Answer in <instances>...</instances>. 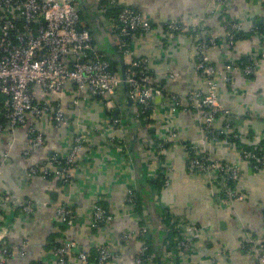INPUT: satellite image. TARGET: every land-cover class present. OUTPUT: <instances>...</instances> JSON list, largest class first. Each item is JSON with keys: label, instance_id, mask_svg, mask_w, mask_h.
Wrapping results in <instances>:
<instances>
[{"label": "crops", "instance_id": "crops-1", "mask_svg": "<svg viewBox=\"0 0 264 264\" xmlns=\"http://www.w3.org/2000/svg\"><path fill=\"white\" fill-rule=\"evenodd\" d=\"M119 1L121 5L139 11L155 27L150 33H140L132 38L131 49L135 56L124 57L116 51V21L100 10L95 0H83L87 5V10L81 9L83 23L89 28L99 51L118 64L120 75L121 61L125 72V67H132L136 58H147V69L155 85L163 89V97L156 99L148 118L140 122L135 119L138 136L132 152L134 162L131 155L125 156V151L129 152L131 147V128L123 86L110 105L82 97L81 107H78L74 103L78 92L73 83L67 84L61 93L48 96L50 104H61L67 124L58 126L51 115L38 121L36 126L45 134V144L31 150L29 157L24 154L28 148L27 125L18 128L15 147L7 158L10 138L0 133V190L35 206L31 215L23 213L19 206L4 211L11 226L3 238L10 245L7 264H58L57 245L64 242L75 244L68 264H97L98 248L102 245H109L113 254L107 264H136L146 242L140 232L143 226L150 229L157 258L156 248L164 241L168 226L160 217L156 190L150 180L159 177L162 163L171 168V185L161 192L162 206L171 211L172 222L177 224L180 232L189 233L188 229L192 227L198 228L199 232L193 235L191 253L181 255L178 246L170 251L164 246L162 262L257 264L246 246L250 238H264V167L257 172L250 163L244 162L236 144L214 148L219 159L237 161L241 169L239 187L246 199L229 206L222 201L218 188L209 177L190 172L189 153L183 143L170 144L163 160L157 148L158 143L174 130L179 131L186 142L204 135L197 112L180 107L174 113L170 97L184 98L193 91L205 89V81L195 68L196 44L209 37H224L234 21L241 23L246 32L255 30L257 25L264 24V0H229L223 8L215 0ZM180 20L196 26L197 32L171 36L162 28L171 21ZM208 52L213 64L219 68L245 59L256 61L252 77L236 70L226 81L225 73L221 74L218 95L221 104L230 110L232 120L249 132L251 141L243 144H258L264 148V36L254 34L241 38L234 47L222 39ZM171 73L177 75L171 78ZM115 117L126 120L130 128L126 136L119 130H109ZM80 134L86 137L85 148L75 163L69 186L54 176L27 175L30 166L40 170L54 167L52 159L62 160L67 156L75 137ZM131 186H135L143 198L146 208L142 215L125 202ZM59 205H67L75 212L72 227L58 216ZM97 206L105 208L113 219L92 228ZM152 207L162 224L151 219ZM123 235L134 237L126 241L122 239ZM24 244L26 251L23 253ZM81 252L87 254L86 261L80 259Z\"/></svg>", "mask_w": 264, "mask_h": 264}, {"label": "built area", "instance_id": "built-area-1", "mask_svg": "<svg viewBox=\"0 0 264 264\" xmlns=\"http://www.w3.org/2000/svg\"><path fill=\"white\" fill-rule=\"evenodd\" d=\"M98 8L105 12L107 7H123L117 14V40L116 45L124 57L135 56L131 49L132 38L140 33L154 31L153 24L139 11L123 6L119 0H106V5L100 8L105 0H95ZM222 8L227 6L229 0H215ZM82 20L81 8L77 0H0V133L10 139L7 143L6 158L14 149L16 132L20 126L27 125L28 148L25 156L29 157L31 150L38 149L45 144V134L39 130L36 123L42 118L51 115L58 126H65L67 120L60 103L50 104L48 96L59 94L67 84H75L78 92L74 103L81 107V98L94 99L110 105L117 92L122 87V78L118 72H113L111 63L105 59L93 43V37ZM171 36L186 32H197L196 26L187 21H171L162 26ZM246 32L244 26L234 21L224 37H209L208 40L196 44L197 59L195 68L204 79V90H196L184 98L171 96V110L175 113L180 107L192 108L197 112L198 119L204 126V135L197 140L186 142L179 131H172L158 145L159 157L163 156L170 144L183 143L189 153L188 168L191 173L210 178L213 185L218 188L222 201L234 206L244 202L245 194L239 187L241 182V169L237 161L221 160L214 148L220 145H234L235 143L222 136H232L234 140L249 144L251 137L245 132L243 126L232 120L229 109L223 106L218 95V79L225 73L226 81L229 74L236 70L249 77L255 73L257 64L233 62L225 68L213 64L209 56V49L225 39L230 47H234L239 33ZM254 34L264 36L251 30ZM148 59L138 57L132 62V67L141 69L139 73L133 72L127 77L129 96L134 104V115L137 121L149 117L155 108L157 98L163 97V89L156 86L149 70ZM174 78L177 74H169ZM2 97V99H1ZM185 103L187 105H185ZM249 113H247V116ZM224 119L223 121L221 119ZM217 122L220 125L217 126ZM109 130L121 131L126 136L130 130L126 120L115 117L109 124ZM86 137L80 134L75 137L70 152L62 160L52 159L54 167H45L42 170L30 166L28 176L41 174L48 178L57 177L65 185H70L74 166L85 148ZM260 148L263 153L240 151L241 159L250 163L254 170L259 172L264 167V148L258 144L251 145ZM125 156L129 157L127 153ZM165 170L163 189L169 188L171 168L162 163ZM2 169L0 168V175ZM233 185H232V184ZM162 189V190H163ZM156 192L157 207L164 212L172 213L161 204V192ZM125 202L135 209L138 200L136 187L131 186L125 196ZM20 207L25 214H34L35 206L30 201L15 199L0 190V264H7L10 245L3 238L11 226L7 222L4 211L6 208ZM57 214L70 227L75 224V212L67 205H59ZM113 217L102 206H97L93 212L92 228L112 221ZM149 227L143 226L141 236L149 234ZM182 240L177 243L179 253L187 255L193 250V235L199 234L198 228L188 229ZM134 236L123 235L122 239L128 241ZM75 244L64 242L57 249L58 264H68ZM247 250L255 258L257 264H264V238L248 239ZM26 251V244L22 247ZM80 259L87 260L84 252ZM113 257L111 247L102 245L98 248L97 264H107ZM163 258V257H162ZM136 264H158L156 257L150 252V247L144 243L141 247Z\"/></svg>", "mask_w": 264, "mask_h": 264}, {"label": "trees", "instance_id": "trees-1", "mask_svg": "<svg viewBox=\"0 0 264 264\" xmlns=\"http://www.w3.org/2000/svg\"><path fill=\"white\" fill-rule=\"evenodd\" d=\"M105 5H106V0L105 1H102V4H100L99 7L100 8H103ZM105 9H106V11H105L106 14L108 16L111 15L114 18V20L116 21L117 14H118V12L120 10L123 9V7L122 6L121 7H112V8L111 7H107ZM82 19H83V17H82ZM116 25H118L117 21H116ZM84 26L87 29H89L86 25H84ZM255 31L258 32V33H260V34H263L264 35V24L257 25L256 28H255ZM116 33H118L117 30H116ZM251 35H254V33L253 32H242V33H239L236 42L239 39H241V38H245V37L251 36ZM93 43H94V41H93ZM116 51H119V48L118 47H116ZM102 55L105 56V59L109 60V62L111 63V67H112L113 72H118L119 73L120 70L117 67L118 64L116 62H114L113 60H111L106 55H104V54H102ZM242 62H240V63H242ZM248 64H252V60L245 59L244 60V65H248ZM140 71H141L140 68L139 69H135L134 67H131V66L125 67L126 76L130 75L133 72L139 73ZM249 77H252V76H249ZM1 99H2V97H1ZM111 115L114 116L113 113H111ZM149 115H150V113H149ZM224 138H228L230 141L234 142L236 144L237 148L240 151L241 150H245V151L253 152V153L254 152H258L259 153V151H260L261 153H263V151H261L260 148L255 149V147L245 145V144H243V143H241V142H239L237 140H234L232 136H222V139H224ZM160 143H158V144H160ZM262 146L264 147V144ZM125 153H127L128 155H130L129 152H126L125 151ZM161 159L163 160L162 156H161ZM165 178H166L165 177V170L162 168L161 169V173L159 174V177H157L154 180H150V184L156 190V192H160L163 189ZM136 197H137L138 203H137V205L135 207V210H136V212L138 214L142 215V210L144 208H146V206H144V204L142 203L143 202V198L141 197V195L139 194V191L137 189H136ZM159 214H160V217H161L162 221L165 223V225L167 224V226H168V232L167 231L165 232L166 233V237L164 238L163 249H164V246H165V250L166 251H170L172 249H175L176 250V246H177L178 241L179 240H182L183 237H184L183 232H180V229H178L177 224H175L174 222H172V218H171L170 212H166L165 213L164 210L163 211L160 210ZM144 239H146V242L145 243L150 247V252L155 255V252H154L155 249L152 246V241H151L152 238H151V236L149 234H147L144 237ZM160 246H161V244H160ZM160 246L158 248H156L157 251L160 248ZM57 247L59 248L60 245H57ZM156 261H157V258H156Z\"/></svg>", "mask_w": 264, "mask_h": 264}, {"label": "water", "instance_id": "water-1", "mask_svg": "<svg viewBox=\"0 0 264 264\" xmlns=\"http://www.w3.org/2000/svg\"><path fill=\"white\" fill-rule=\"evenodd\" d=\"M77 2L79 3L81 9H83L84 11L87 10V5L83 2V0H77ZM121 78H122V86L124 88L125 94H126V99H127V106H128V114H129V125L131 128V144H130V149H129V153L131 155V159L133 160V162L135 161L134 157H133V146L134 143L137 141V134H138V127H137V122L135 120L134 117V111H133V101L131 100L130 96H129V91H128V84H127V77L126 74L124 72V65H123V61H121ZM150 216L151 219L154 222H157V224H162L161 219L159 218V216L156 213V209L155 207H152L150 210ZM163 245H164V241L161 242V246L158 249V253H157V263L158 264H163L162 262V255H163Z\"/></svg>", "mask_w": 264, "mask_h": 264}]
</instances>
